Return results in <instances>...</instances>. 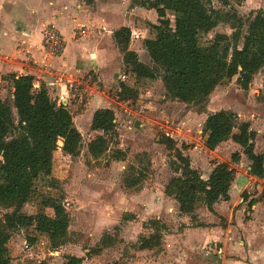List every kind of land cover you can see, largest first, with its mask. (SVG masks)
Returning a JSON list of instances; mask_svg holds the SVG:
<instances>
[{"label":"rangeland","instance_id":"rangeland-1","mask_svg":"<svg viewBox=\"0 0 264 264\" xmlns=\"http://www.w3.org/2000/svg\"><path fill=\"white\" fill-rule=\"evenodd\" d=\"M144 1L125 0L121 12H115L121 16L114 27H129V50L137 54L141 63L156 68L157 72L152 78L138 79L133 68L124 63L121 52L115 50L111 55L113 72L104 92L103 85L90 72L92 95L83 102H78L73 95H67L64 100L56 98L58 105L65 102L81 135L80 152L78 156L71 157L64 154L57 144L51 177H41L35 182L30 199L22 209L26 215L43 214L44 228L42 231H36L34 226L19 228L11 234L10 264H64L67 256L82 258V264H106L117 257L123 259L128 248L135 251L142 237L151 233L150 228L141 232L134 225L140 219L138 210L142 204L129 195L145 188L164 191L172 177L180 175L173 171L171 165L175 159L173 152L167 151L160 139L163 136L171 139L179 148L183 144L188 146L183 154L189 157L190 167L191 163L199 166V175L205 178L216 162L235 164L231 156L239 147L229 140L226 143L229 146L220 144L214 155H210L204 148L202 137L206 117L220 110L231 111L236 114L238 125L249 122L252 117L264 116V67L254 75L247 90L241 89L234 77L216 87L203 104H183L169 98L166 85L171 71L159 69L152 62L157 37L153 26L159 25L158 17L153 9L139 5ZM229 2L230 6L219 2H213L212 6L222 13L236 12L245 25L251 18V12L260 11L264 15V0ZM166 17L174 29L175 14L168 10ZM231 33L229 23L222 20L208 34H201L199 42L206 46L216 37H228ZM122 84L137 92L134 99L121 100L118 95ZM99 91L104 94L90 104ZM2 99L11 102L10 89ZM100 109L113 111L115 127L107 137L106 152L94 158L88 153L87 145L102 134L91 130L94 116ZM131 171L134 177H137V171L144 175L136 186L126 188L124 181ZM53 203H59L68 217L64 228L54 219ZM198 204L204 207L200 199ZM8 212L2 210L0 216ZM128 222L133 224L128 225ZM105 232L118 236L119 240H115L104 257H96L92 261L94 255H89L101 246ZM51 233L58 240L51 241ZM27 238L34 242L30 244Z\"/></svg>","mask_w":264,"mask_h":264},{"label":"trees","instance_id":"trees-1","mask_svg":"<svg viewBox=\"0 0 264 264\" xmlns=\"http://www.w3.org/2000/svg\"><path fill=\"white\" fill-rule=\"evenodd\" d=\"M213 2L230 6L229 0H145L139 4L153 9L158 17L159 25L153 26L157 37L152 62L159 69L171 71V78L166 85L167 95L183 104H203L216 87L234 77L240 88L247 90L254 75L264 67L262 12H251V18L245 25L236 12L222 13L212 6ZM168 10L175 14L174 29L166 17ZM222 20L229 23L231 35L218 36L208 45L202 46L199 36L208 34ZM130 38L131 31L127 27H121L113 33L124 63L133 68L135 76L138 79L152 78L157 69L141 63L137 54L129 50ZM12 89L11 102L0 99V212L10 211L0 216V264L11 263L9 241L13 232L32 226L36 231L44 228L43 214L26 215L22 209L30 199L35 182L41 177H51L57 142H62L61 151L71 157L78 156L82 142L67 106L58 105L51 99L44 84L36 89L32 76H19L12 78ZM136 95L137 92L130 87L120 85L118 96L121 100L134 99ZM236 120V114L231 111L220 110L209 114L202 127L203 145L213 151L220 144L231 140L250 161V174L262 178L264 154L254 153V134L249 123L237 125ZM114 127L112 110L97 111L91 130L102 134L87 145L92 157L98 158L106 152L107 137ZM160 143L167 151L173 152L175 159L171 165L173 171L180 174L172 177L164 193L177 202L181 213H194L198 199L213 212L215 203L228 198L235 176L233 168L226 163H215L204 180L190 167L189 157L183 154L188 146L183 144L179 148L173 140L164 136ZM231 158L236 163L239 154L233 153ZM130 174L124 181L126 188L136 186L144 175L142 171L136 172L137 177L132 171ZM261 197L264 199V190ZM52 209L55 221L64 228L68 217L63 207L53 203ZM144 227L153 231L150 236L142 237L138 249L158 247L162 233L166 230L165 225L150 220ZM49 238L51 241L58 240L52 233ZM115 240V237L105 233L101 237V246L92 251L93 254L114 245ZM27 241L30 244L34 242L29 238ZM82 260L67 256L64 264H81Z\"/></svg>","mask_w":264,"mask_h":264},{"label":"crops","instance_id":"crops-1","mask_svg":"<svg viewBox=\"0 0 264 264\" xmlns=\"http://www.w3.org/2000/svg\"><path fill=\"white\" fill-rule=\"evenodd\" d=\"M124 1L118 4L117 0H0V99L3 100L7 89L13 92V77L26 75L34 78L38 88L44 84L51 99L65 96L64 88L47 77L44 67L62 74L65 81L78 80L93 72L104 92L113 72L111 55L118 50L113 33L126 27H114L121 16L115 12H121ZM49 24L59 30L65 41V49L58 56L47 57L41 47L43 29ZM102 94L100 91L95 94L90 104ZM247 123L254 134V153L264 154V116L252 117ZM216 150L207 151L213 156ZM234 150L239 160L229 165L235 170V176L228 198L215 203L213 212L198 204L194 213H181L177 202L160 189L145 188L129 195L142 204L138 210L140 219L134 224L139 231L146 230L144 226L150 220L159 221L166 230L158 247L145 250L135 247V251L128 248L123 259L117 257L113 262L264 264V199L261 197L264 176H252L250 161L240 147ZM191 168L201 174L197 164L191 163ZM210 172L201 178L206 180ZM150 231L153 230L150 228ZM105 233L118 242V236ZM111 247L89 256L94 255L92 261L104 257Z\"/></svg>","mask_w":264,"mask_h":264},{"label":"built area","instance_id":"built-area-1","mask_svg":"<svg viewBox=\"0 0 264 264\" xmlns=\"http://www.w3.org/2000/svg\"><path fill=\"white\" fill-rule=\"evenodd\" d=\"M41 47L47 57L58 56L65 49V41L63 35L53 25L49 24L44 27L42 32ZM44 73L53 80L54 84L64 88V95L60 99L67 98V95H73L78 98V102H83L86 98L92 95L91 84L92 76L88 73L81 80L65 81L66 79L60 73L55 72L50 67H44ZM34 88L38 86L34 85Z\"/></svg>","mask_w":264,"mask_h":264},{"label":"water","instance_id":"water-1","mask_svg":"<svg viewBox=\"0 0 264 264\" xmlns=\"http://www.w3.org/2000/svg\"><path fill=\"white\" fill-rule=\"evenodd\" d=\"M64 106L66 105L65 102L62 103ZM58 146L61 148L63 146L62 142L57 143Z\"/></svg>","mask_w":264,"mask_h":264}]
</instances>
